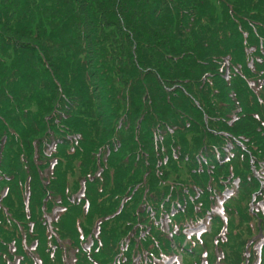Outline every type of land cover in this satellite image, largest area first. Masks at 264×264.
I'll use <instances>...</instances> for the list:
<instances>
[{
    "label": "trees",
    "instance_id": "obj_1",
    "mask_svg": "<svg viewBox=\"0 0 264 264\" xmlns=\"http://www.w3.org/2000/svg\"><path fill=\"white\" fill-rule=\"evenodd\" d=\"M251 160L260 171L264 0H0V264H34L32 243L63 264L56 207L76 264H159L206 215L220 233L211 207L234 181L220 247L242 264L264 226Z\"/></svg>",
    "mask_w": 264,
    "mask_h": 264
}]
</instances>
